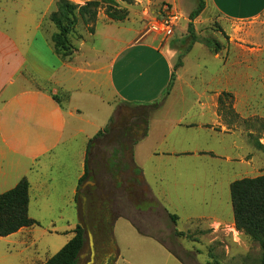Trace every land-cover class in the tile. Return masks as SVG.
<instances>
[{
    "label": "rangeland",
    "instance_id": "1",
    "mask_svg": "<svg viewBox=\"0 0 264 264\" xmlns=\"http://www.w3.org/2000/svg\"><path fill=\"white\" fill-rule=\"evenodd\" d=\"M58 1L0 0V26L7 28L21 20L31 29L40 27L49 40L57 32L49 17ZM68 1L77 6L87 2ZM117 3L125 14L122 21L108 18L104 4L95 9L92 20L76 13L67 34V56L59 55L72 77L71 88L80 93L76 103L85 112L89 128L93 129V119L97 121L101 115L113 120L111 132L95 148L101 176L106 170L103 148H111L114 139H121L127 146L124 164L128 169L123 177L130 182L134 177L130 168L132 141L141 137L145 120L149 123L157 118L137 155L153 198L140 188L132 199L123 190L117 191L111 205L115 211L110 235L105 236L104 226L97 227L103 209L97 192L91 195L87 219L83 220L79 211L80 223L70 187L75 169L60 170L51 165V159L40 158L27 167V178L23 177L29 188L31 182L27 213L36 224L0 237V264L45 262L73 237L77 225L84 229L77 264H258V244L234 228L229 185L241 178L264 175V12L248 20H231L205 5L193 20L198 41L188 46L189 14L196 0ZM162 23L167 26L164 31L151 28ZM134 34L149 36L171 62V82L165 96L148 107L124 103L108 88L112 57L132 42ZM207 40L210 46L205 44ZM222 92L231 98L224 97L219 108ZM58 97L63 101V94L58 93ZM180 117L185 119L179 126L206 128L217 138L178 130L173 143H164L170 120ZM189 122L194 123L187 125ZM166 146L177 150L209 146L216 155L152 157L153 149L162 151ZM81 195V190L77 191L79 204ZM168 213L178 217L175 225ZM174 230L189 233L194 239L176 236Z\"/></svg>",
    "mask_w": 264,
    "mask_h": 264
},
{
    "label": "crops",
    "instance_id": "2",
    "mask_svg": "<svg viewBox=\"0 0 264 264\" xmlns=\"http://www.w3.org/2000/svg\"><path fill=\"white\" fill-rule=\"evenodd\" d=\"M204 1L206 7L214 8L223 17L231 20H248L264 12V0ZM20 21L7 28L0 26V194L13 188L26 176L28 168L40 158L46 157L51 159V165L55 164L57 169H75L70 187L74 198L77 191L82 192L80 204L76 199L80 223L79 211L82 212V219H87V207L91 195L96 192L98 204H105L109 210L115 203L113 197L117 191L123 190L131 198L132 195L136 197L137 191L142 189L143 193L146 191L153 198L145 170L139 167L142 164L137 155L141 145L150 136L152 121L157 118L150 119L145 136L131 144L130 168L134 177L130 182L123 177L124 170L128 169L124 159L117 172L108 171L111 154L119 149V143L115 141L117 139H114L111 148L110 145L103 148L106 154V170L103 176L99 174L95 148L100 139L109 134L107 133L92 144L88 173L79 185V179L85 173L87 145L105 128L110 118L101 115L99 120L93 119V129L89 128L85 112L76 103L80 93L71 88L72 77L68 75L64 61L53 51L50 39L43 36L40 27L33 26L31 29ZM132 37V42L122 46L112 57L107 76L108 88L120 101L135 107H145L162 101L165 96L172 73L171 62L149 36L134 34ZM58 93L63 94L64 102L60 100L57 103L53 100L52 95ZM182 117L170 120L171 123L167 126L170 129L165 132L164 143L169 140H172L169 144L173 143L178 130L192 134L196 132L197 136H205L207 139L217 138L213 131L206 128L179 126L185 119ZM162 120L167 121L165 118ZM199 122L202 123L201 120ZM200 132L204 134L199 135ZM126 150L123 153L124 158ZM206 152L216 155L213 147L209 146L179 150L166 146L162 151L153 149L151 155L172 159L199 158L205 157L202 153ZM117 155L120 157L121 154ZM136 169L140 170L139 174L135 172ZM39 171L40 169L36 172L38 181L41 182L42 175ZM129 203H134V200L129 199ZM45 262L35 260L28 264Z\"/></svg>",
    "mask_w": 264,
    "mask_h": 264
},
{
    "label": "trees",
    "instance_id": "3",
    "mask_svg": "<svg viewBox=\"0 0 264 264\" xmlns=\"http://www.w3.org/2000/svg\"><path fill=\"white\" fill-rule=\"evenodd\" d=\"M118 1L119 0H87L85 5L77 6L68 0H59L56 4V11L49 17L50 21L57 29V32L52 34L50 39L55 54L59 57L67 56V51L69 49L67 34L75 23L76 13H78L82 18L88 15V18L92 20L95 17V9L100 4H104L106 6L105 15L108 18L114 21L124 20L125 14L117 8ZM204 6V0H196L195 8L189 14V23L187 27L189 37L188 46L198 41L196 35L194 34L193 20L202 12ZM205 44L210 46L211 42L207 40L205 41ZM59 54L62 55L60 56ZM180 65L181 61L178 62L177 66ZM170 82L171 78L169 85ZM224 97L231 98V95L225 92L220 94L218 98L219 108H221L224 103ZM52 98L57 103H60L58 95H52ZM111 122H113L112 118L109 119L105 128L102 131H99L89 141L85 158V173L83 177L79 179V185L88 173V161L92 144L98 138L111 132ZM143 124L144 130L141 137L134 139L132 144L136 143L138 140L143 138V136H145L148 122L145 120ZM127 135L128 134L125 132L124 137ZM115 141L119 143V149L112 152L111 158L108 161V171L112 172H117L118 167L121 166V162L124 159L123 153L127 149L123 140L117 139ZM117 153L121 154L120 157H118ZM135 172L139 174L140 170L136 169ZM138 182L141 183L140 181ZM28 188L29 185L27 180L22 178L13 188L0 194V237L9 236L18 232L22 228L31 227L36 224L33 219L28 217L27 213L29 202ZM229 196L232 207L234 228L258 244L260 249L258 264H264V175L251 178H241L231 182L229 185ZM102 205L103 209L98 214V221L101 223V227L104 226L105 228V236H109V226H111L113 214L111 210L107 209L105 204ZM168 217L171 223L175 225L178 217L169 213ZM73 232V237L44 264H77L79 253L84 244V229L82 226L77 225ZM174 234L179 237H185L189 240L194 239L189 233H184L178 230H174Z\"/></svg>",
    "mask_w": 264,
    "mask_h": 264
},
{
    "label": "built area",
    "instance_id": "4",
    "mask_svg": "<svg viewBox=\"0 0 264 264\" xmlns=\"http://www.w3.org/2000/svg\"><path fill=\"white\" fill-rule=\"evenodd\" d=\"M151 28L153 29H160V31H164L166 28H167V26L164 24V23H162V24H159V25H157V24H152L151 25ZM151 29V30H152Z\"/></svg>",
    "mask_w": 264,
    "mask_h": 264
},
{
    "label": "flooded vegetation",
    "instance_id": "5",
    "mask_svg": "<svg viewBox=\"0 0 264 264\" xmlns=\"http://www.w3.org/2000/svg\"><path fill=\"white\" fill-rule=\"evenodd\" d=\"M97 227L99 228V225H97Z\"/></svg>",
    "mask_w": 264,
    "mask_h": 264
}]
</instances>
